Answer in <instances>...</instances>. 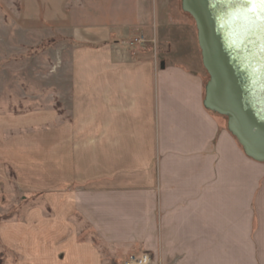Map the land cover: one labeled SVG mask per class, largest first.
Instances as JSON below:
<instances>
[{
    "label": "crops",
    "instance_id": "0c3cea01",
    "mask_svg": "<svg viewBox=\"0 0 264 264\" xmlns=\"http://www.w3.org/2000/svg\"><path fill=\"white\" fill-rule=\"evenodd\" d=\"M164 18L162 7L157 66L151 48L88 25L72 37L66 114L0 112V201L14 189L34 199L0 225L15 264H112L125 249L162 264H264V163L203 107L200 52L204 76Z\"/></svg>",
    "mask_w": 264,
    "mask_h": 264
},
{
    "label": "rangeland",
    "instance_id": "374dc122",
    "mask_svg": "<svg viewBox=\"0 0 264 264\" xmlns=\"http://www.w3.org/2000/svg\"><path fill=\"white\" fill-rule=\"evenodd\" d=\"M162 7L163 23L168 28L178 26L175 35L186 39L182 42L186 53L182 62L204 76L195 26L181 11L180 0H0V112L46 110L57 104L66 114L70 52L76 46L72 37L76 30L88 25L108 26L117 40L126 36L153 42L149 53L157 66L159 40L169 38L168 33L159 34ZM207 80L205 73L204 82ZM12 177L11 174L10 181ZM17 193L14 189L0 201V225L22 221L23 213L32 207L33 198L24 196L26 202ZM109 254L111 261H116L112 264H122L129 255L145 253L125 249L110 250ZM17 258L0 247V264H15Z\"/></svg>",
    "mask_w": 264,
    "mask_h": 264
},
{
    "label": "water",
    "instance_id": "95a60500",
    "mask_svg": "<svg viewBox=\"0 0 264 264\" xmlns=\"http://www.w3.org/2000/svg\"><path fill=\"white\" fill-rule=\"evenodd\" d=\"M244 0H180L194 23L208 76L203 107L226 119L244 155L264 163V20L241 15Z\"/></svg>",
    "mask_w": 264,
    "mask_h": 264
},
{
    "label": "built area",
    "instance_id": "2783aa9c",
    "mask_svg": "<svg viewBox=\"0 0 264 264\" xmlns=\"http://www.w3.org/2000/svg\"><path fill=\"white\" fill-rule=\"evenodd\" d=\"M121 46L127 49H141L145 50L147 44H151L153 47V42L144 40L143 37L127 39L120 43ZM151 47V48H152ZM122 264H152V260L148 254H142L140 256L129 255L127 259Z\"/></svg>",
    "mask_w": 264,
    "mask_h": 264
},
{
    "label": "snow or ice",
    "instance_id": "6c2138e0",
    "mask_svg": "<svg viewBox=\"0 0 264 264\" xmlns=\"http://www.w3.org/2000/svg\"><path fill=\"white\" fill-rule=\"evenodd\" d=\"M240 14L245 17H258L264 20V0H244Z\"/></svg>",
    "mask_w": 264,
    "mask_h": 264
},
{
    "label": "trees",
    "instance_id": "16d2710c",
    "mask_svg": "<svg viewBox=\"0 0 264 264\" xmlns=\"http://www.w3.org/2000/svg\"><path fill=\"white\" fill-rule=\"evenodd\" d=\"M148 48H150V46H147V49H148ZM224 119H225V118H224ZM225 121H226V119H225Z\"/></svg>",
    "mask_w": 264,
    "mask_h": 264
}]
</instances>
